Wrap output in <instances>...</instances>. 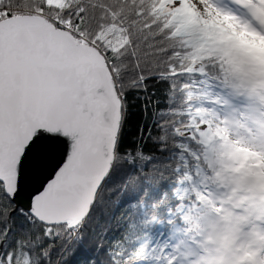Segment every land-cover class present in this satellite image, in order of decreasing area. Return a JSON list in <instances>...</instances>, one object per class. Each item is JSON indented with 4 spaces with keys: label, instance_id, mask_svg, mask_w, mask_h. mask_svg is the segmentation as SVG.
Returning a JSON list of instances; mask_svg holds the SVG:
<instances>
[{
    "label": "snow or ice",
    "instance_id": "snow-or-ice-1",
    "mask_svg": "<svg viewBox=\"0 0 264 264\" xmlns=\"http://www.w3.org/2000/svg\"><path fill=\"white\" fill-rule=\"evenodd\" d=\"M257 41L264 0H0V264H264Z\"/></svg>",
    "mask_w": 264,
    "mask_h": 264
},
{
    "label": "rangeland",
    "instance_id": "rangeland-1",
    "mask_svg": "<svg viewBox=\"0 0 264 264\" xmlns=\"http://www.w3.org/2000/svg\"><path fill=\"white\" fill-rule=\"evenodd\" d=\"M253 55H255V57L257 59H264V42H260V41H257L255 43L254 46H252V49H251ZM161 232H162V227L158 225L156 231H155V237L156 239L160 238V235H161ZM153 237V241L151 243H154V238Z\"/></svg>",
    "mask_w": 264,
    "mask_h": 264
},
{
    "label": "trees",
    "instance_id": "trees-1",
    "mask_svg": "<svg viewBox=\"0 0 264 264\" xmlns=\"http://www.w3.org/2000/svg\"><path fill=\"white\" fill-rule=\"evenodd\" d=\"M139 119V111L138 109L135 110V114L133 116V124H135L136 120ZM135 128H130L129 129V133H134ZM139 211H143V209H139ZM158 225H152L151 229H146L145 231L148 232V235H150L152 237V240L149 243V247L151 246V242L153 241V237H155V231L157 229ZM162 232H164V228H162ZM161 232V233H162ZM161 236V235H160ZM144 239H148V236H145ZM156 240V237L154 238V241Z\"/></svg>",
    "mask_w": 264,
    "mask_h": 264
}]
</instances>
